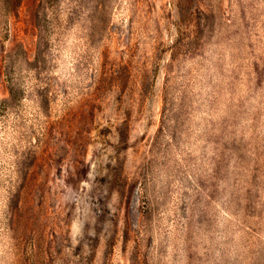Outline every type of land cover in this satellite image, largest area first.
I'll return each instance as SVG.
<instances>
[{"label": "rangeland", "instance_id": "374dc122", "mask_svg": "<svg viewBox=\"0 0 264 264\" xmlns=\"http://www.w3.org/2000/svg\"><path fill=\"white\" fill-rule=\"evenodd\" d=\"M0 264H264V0H0Z\"/></svg>", "mask_w": 264, "mask_h": 264}]
</instances>
